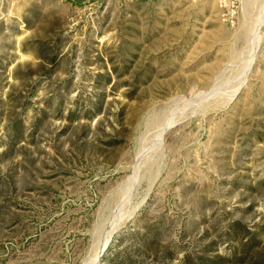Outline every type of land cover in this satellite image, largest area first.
I'll use <instances>...</instances> for the list:
<instances>
[{
  "label": "rangeland",
  "instance_id": "rangeland-1",
  "mask_svg": "<svg viewBox=\"0 0 264 264\" xmlns=\"http://www.w3.org/2000/svg\"><path fill=\"white\" fill-rule=\"evenodd\" d=\"M0 264H264V0H0Z\"/></svg>",
  "mask_w": 264,
  "mask_h": 264
}]
</instances>
